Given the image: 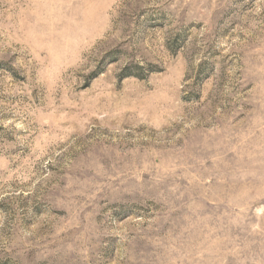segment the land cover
Segmentation results:
<instances>
[{
  "label": "rangeland",
  "instance_id": "374dc122",
  "mask_svg": "<svg viewBox=\"0 0 264 264\" xmlns=\"http://www.w3.org/2000/svg\"><path fill=\"white\" fill-rule=\"evenodd\" d=\"M0 264H264V0H0Z\"/></svg>",
  "mask_w": 264,
  "mask_h": 264
}]
</instances>
